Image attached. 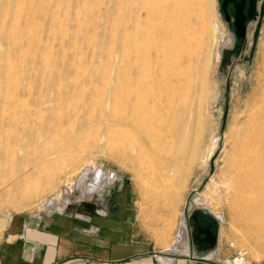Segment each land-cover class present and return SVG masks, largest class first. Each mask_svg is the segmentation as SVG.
<instances>
[{"label":"rangeland","instance_id":"obj_1","mask_svg":"<svg viewBox=\"0 0 264 264\" xmlns=\"http://www.w3.org/2000/svg\"><path fill=\"white\" fill-rule=\"evenodd\" d=\"M182 1L190 6L185 13L186 6L181 8L180 25L186 28L171 41L178 49L169 53L178 50L174 75L188 71L178 76L180 91L168 117L143 124L151 128L148 135L142 127L122 123L121 115L128 107L132 115L138 104H131V96L130 106L125 104L128 97L121 101L124 93L118 91L119 74L136 70L150 87L134 81V72L127 76L128 89L145 95L150 90L149 110L164 106L163 100L150 98L157 91L150 76L160 67L154 63L160 54L149 47H160L156 41L165 36L155 27L144 33L158 23L142 8L148 0H0V147L24 131L12 145L14 157L0 160V253L5 244L15 247L26 230L48 221L58 227L60 218L70 223L71 229L64 227L69 235L86 233L98 227L93 220L101 216L99 210L108 217L115 196L122 195L132 213L155 217L158 227L167 228L173 244L186 245L193 210L206 207L218 217V263L264 260L259 220L264 206L252 209L264 202V192L245 185L259 184L254 160L260 148L251 138L264 139V14L251 22L244 52L234 56L229 53L233 36L217 12V0ZM146 35H151L147 41ZM148 55L156 56L148 57L149 74L140 67ZM182 65L186 68L179 74ZM166 77L158 76L159 82ZM236 166L245 183L237 189ZM216 201L224 204L218 207ZM189 249L192 254L190 240Z\"/></svg>","mask_w":264,"mask_h":264},{"label":"crops","instance_id":"obj_2","mask_svg":"<svg viewBox=\"0 0 264 264\" xmlns=\"http://www.w3.org/2000/svg\"><path fill=\"white\" fill-rule=\"evenodd\" d=\"M88 187L93 188L92 184ZM114 200L110 215L103 217L105 211L99 210L101 216L93 220L98 227L86 233L69 235L64 227L71 229V225L61 218L55 221L58 227H50L48 221L31 232L26 230L15 247L4 245L0 264H220L219 248L200 261L191 254L189 240L186 245L173 244L171 233L158 227L155 217L147 220L142 213H132L122 195ZM160 252L171 257L156 255Z\"/></svg>","mask_w":264,"mask_h":264},{"label":"bare ground","instance_id":"obj_3","mask_svg":"<svg viewBox=\"0 0 264 264\" xmlns=\"http://www.w3.org/2000/svg\"><path fill=\"white\" fill-rule=\"evenodd\" d=\"M131 1H133V0H131ZM146 1V0H145ZM149 2L148 3H145V5H142V8L143 9H145L144 11H146L145 13L147 14V18L149 17L150 18V20L152 19L151 18V16L153 15L154 17H156V19L154 18V19H152V20H157L158 21V23L157 24H155V22H154V24L152 23V25H151V28H142V29H145V31H144V33L147 31V29H152V28H158V29H160V31L163 33V35L165 36L164 38H165V41H164V44H162V42H163V40H164V38H163V40H162V42H157L156 41V43H161V46H163L164 45V47L166 48H161V46L159 47V45H157V44H154V46L155 47H152L151 45V43H153V42H151V41H153V40H151L150 41V43L149 44H151L150 46L151 47H149V49L151 48V49H153V48H155V53L157 54V53H159L160 54V56L162 55V56H164V58H166V56L168 55L169 57H167V60L166 59H164V62H162V63H159V61H158V63L157 62H155V61H157L158 59L157 58H159L158 56H157V60L155 59V57L156 56H150L151 57V61H153L154 59H155V61H154V63H156V65H158V64H160V67H158V70H157V67H156V69H154V67L153 66H151V68L153 67V71L156 73V75H154V74H152L150 77H152L151 79H152V82H153V84H155V85H157V86H155L156 87V89H155V87H154V89L155 90H157L156 92H154L153 91V93H152V95H151V97L150 98H152V99H160V100H163L164 101V106H163V103H160V102H162V101H158L162 106H156V108H155V105L153 106V104H152V109L153 108H155L154 110H149L148 108H146V102H148L147 101V97H149V94L148 93H150V90L146 93V95L144 94V92H142L141 90H139V91H132V87L130 88V89H128V86H130L128 83H126V80L128 79L129 80V77H127V76H131V78L135 75V71H133V73H134V75H133V73H132V70L133 69H131V75H129L128 73L130 72V70L128 69L127 70V72L125 73V75H124V73H122V74H119V76H118V82H120V88H121V90H118V91H120V93H124L123 94V98H122V100L121 101H123L126 97H128L127 98V101H125L124 100V103L125 104H127L128 103V105H129V103L130 102H128V100H129V97L131 98V100H132V103L131 104H133V102H134V104H138V106L137 105H134L135 106V108L133 109V113H131L132 115H130L127 111H129L130 110V108L128 107H126L128 110H123L122 109V111H125L126 112V114H122L123 115V117H122V115H121V118H122V123L124 122V123H126V125L127 124H130V125H132L133 126V128L134 129H137V130H139V127L141 128L142 126H143V124H145V123H147L146 121H148V120H150V119H155V118H157V117H159V118H162V120H163V118L165 117H168V112L172 109V107H175V106H172V103H174L173 102V100L175 101V99H173L175 96H176V94H178V91H180L179 89V85H180V81H178L177 79H179V80H181L178 76H182L180 73H181V71L183 72V69L184 68H186V67H183V65L180 67V72H179V74L180 75H178V74H173V71H174V69H176L175 71H179V62L177 63V56H178V54H177V52H178V50L176 51V53L174 52V54L175 55H177L176 57H174V54H172V53H169V51L171 52V51H174L175 49L174 48H176L177 47V49H178V46H179V44H178V46H176V47H174L173 45V42H171V41H174V40H176V38H175V36L178 38V37H180V31H182L183 30V28H186V27H183V26H185V24L184 23H182L181 25H180V22L182 21L183 22V18H182V9H184L183 8V6L185 7V9H184V11H183V13H185V12H187L188 10H186V9H188V7L190 8V6H188V5H182L183 4V1L182 0H148ZM188 0H186V2H187ZM140 2H142V0H140ZM139 2V3H140ZM185 2V1H184ZM193 2V1H192ZM191 2V3H192ZM188 3H190V0H189V2ZM187 3V4H188ZM138 4V2L137 3H135V7H137L138 8V6H136ZM143 4V3H142ZM186 4V3H185ZM139 5V4H138ZM140 5H141V3H140ZM139 5V6H140ZM190 5V4H189ZM182 8V9H181ZM143 9H141V6L139 7V9L138 10H143ZM133 10V9H132ZM135 10V9H134ZM186 10V11H185ZM131 12H133V11H131ZM135 12H137V11H135ZM138 14H140V13H138ZM145 15V14H144ZM141 16L142 15H140V18H141ZM152 16V17H153ZM134 17H136V19L138 20L139 19V21H140V18H139V16L138 15H136V16H134ZM138 17V18H137ZM145 18H146V15H145ZM146 18V20L145 21H148V19ZM135 19V18H134ZM142 19H144V18H141V20ZM149 20V21H150ZM176 20L178 21V23L176 22ZM144 21V20H143ZM142 21V22H143ZM148 21V22H149ZM153 22V21H152ZM185 22V21H184ZM143 23H145V22H143ZM150 24V23H149ZM145 25V24H144ZM142 26V25H141ZM143 27V26H142ZM146 27V26H145ZM155 28H154V31H156L155 30ZM157 29V30H158ZM153 31V30H152ZM154 31H153V35L155 36V35H158V33L160 32L159 30V32L156 34V32L154 33ZM184 31L185 30H183V34H184ZM143 32V31H142ZM141 32V33H142ZM149 33V32H148ZM147 33V34H148ZM150 33H152V32H150ZM149 33V34H150ZM146 34V33H145ZM161 34V33H160ZM141 35V34H140ZM144 35V34H143ZM182 35V34H181ZM147 37H145V40H146V38L147 39H150V38H148V37H150V36H148V35H146ZM160 36V35H159ZM157 37V38H160L161 39V37L162 36H160V37ZM183 36V35H182ZM186 36V35H185ZM141 37V36H140ZM144 37V36H143ZM152 38V37H151ZM156 38V39H157ZM186 38V37H185ZM143 39V38H142ZM181 39V38H180ZM154 40H155V38H154ZM147 41V40H146ZM149 41V40H148ZM161 41V40H160ZM165 42H166V44H165ZM177 42V41H176ZM183 42V43H182ZM182 42L180 43V42H178V43H180V44H184V41L182 40ZM155 43V42H154ZM137 44V43H136ZM156 45L158 46V50H159V52H157V49H156ZM138 46V45H137ZM172 47H173V50H171L172 49ZM143 49V48H142ZM182 50V49H181ZM147 51H149V50H146V52ZM183 51H185V49L184 50H182L181 52L183 53ZM152 52V51H151ZM151 52H147V54H149V55H156V54H150ZM187 52V51H186ZM144 53V52H143ZM147 54H145V56L147 55ZM179 56L181 57L182 56V54L180 53V51H179ZM149 55L147 56V60H146V58L144 57V56H142V58H143V60H146V61H144V63L145 64H143L142 62V66H140L141 64H139V66L141 67V68H143V69H146V68H144V67H146V66H144V65H146V63H147V68H149V69H147L146 71L147 72H145V70L143 71V69H141L142 70V72H144V73H152L150 70H151V68H150V65L149 64H151V62L149 63ZM166 55V56H165ZM186 55V54H185ZM183 56H184V54H183ZM139 57V56H138ZM149 57V58H148ZM154 57V58H153ZM180 57H178L179 59H180ZM145 58V59H144ZM152 58H153V60H152ZM160 60V59H159ZM188 60V61H187ZM189 60H191V58L190 57H187V59L184 57V62H188L189 64H190V62H189ZM161 61H163V60H161ZM160 61V62H161ZM178 61H180V60H178ZM149 63V64H148ZM153 63V62H152ZM178 64V65H176V66H178V68H175L176 66H175V64ZM180 64H182V62H180ZM183 64H185V63H183ZM189 64H186V65H189ZM149 65V66H148ZM139 66H137V67H135V68H140ZM154 66H155V64H154ZM159 66V65H158ZM185 66V65H184ZM173 67H174V69H173ZM187 67H189V66H187ZM127 69V68H126ZM126 69L124 70V69H121V71L120 72H125L126 71ZM123 70V71H122ZM186 71H188L187 69H185ZM129 71V72H128ZM140 71V70H139ZM174 71V72H175ZM185 71V72H186ZM138 72V71H137ZM153 72V73H154ZM185 72H183V74H184V77H185ZM187 73V72H186ZM127 74V75H126ZM137 74V76L135 75L134 77L135 78H133L134 79V81L136 80V79H140L141 80V76H139L138 77V73H136ZM120 75H122V76H120ZM133 75V76H132ZM141 75V74H140ZM146 75V74H145ZM154 75V76H153ZM161 75H166L167 77V79L166 80H168L167 82L164 80V78H162L164 81H165V84L163 83V84H161V82H164L163 80L161 81V82H159V80H158V76L160 77ZM147 76V75H146ZM122 77V78H121ZM142 77H143V75H142ZM145 77V76H144ZM143 77V78H144ZM149 77V78H150ZM163 77V76H162ZM165 77V76H164ZM177 77V78H176ZM183 77V76H182ZM181 77V78H182ZM183 77V78H184ZM119 78H121L122 79V82L121 81H119ZM147 78H148V76H147ZM145 79V78H144ZM127 80V81H128ZM137 81V80H136ZM142 81V83H145V81H147V80H145L144 82H143V80H141ZM141 81H138L137 83V85H140L139 87H140V89H141V85H142V83H141ZM133 82V81H132ZM131 82V83H132ZM183 82V81H182ZM141 83V84H140ZM133 84V83H132ZM147 85H149L148 84V81H147V83H146ZM134 85V84H133ZM132 85V86H133ZM137 85L135 86V87H133V88H135V89H139V87H137ZM145 84H143V86H144ZM118 86V85H117ZM137 87V88H136ZM147 87H150V85L149 86H147ZM151 87H153V86H151ZM145 88V87H144ZM119 89V88H118ZM135 89H133V90H135ZM142 89H143V87H142ZM146 89H149V88H146ZM154 89H152V90H154ZM127 90H129L128 91V93H126V91ZM130 90H131V92H133V93H131L130 92ZM122 91V92H121ZM130 92V93H129ZM120 93H119V95H120ZM138 95H140V97L138 96ZM184 96V95H183ZM150 100V99H149ZM155 101H157V100H155ZM154 101V102H155ZM149 103V102H148ZM153 103V102H152ZM122 104H123V102H122ZM158 104V103H157ZM159 104V105H160ZM174 105V104H173ZM122 106V105H121ZM124 106V105H123ZM130 106V105H129ZM148 106V105H147ZM177 106V105H176ZM132 107H133V105H132ZM123 108V107H122ZM177 108V107H176ZM175 108V109H176ZM151 109V108H150ZM122 111H120L121 113H122ZM132 112V111H131ZM173 112V111H172ZM120 113V114H121ZM129 114V115H128ZM164 121V120H163ZM43 123V122H42ZM125 125V124H124ZM127 126H129V125H127ZM130 127V126H129ZM30 128V127H29ZM53 128V127H52ZM144 132L143 133H147L148 135L150 134V132H151V128H149V129H147V128H145V129H143V127L141 128ZM140 129V130H141ZM53 130V129H52ZM137 130H135L136 132H137ZM24 133V131H16L15 132V134H14V136L12 137H9V138H7L6 140H4L3 142H2V146L0 147V160H10V159H12V157H14V156H12V157H10L11 155H13V153H14V148L12 147V145H13V143H14V140L16 139V138H20V135H22ZM26 133V132H25ZM142 133V134H143ZM138 134V133H137ZM144 134V135H145ZM260 134H262V133H260ZM44 135V134H43ZM152 135V134H151ZM150 135V136H151ZM253 141H255L256 140V144H257V146H259L258 148H260L259 149V152L260 153H258V155L256 156V158H255V160H254V165H255V168H257V171H258V173H259V178H258V181H259V184L256 186L255 185V182H253V181H251V180H249V181H245V183H244V181H241V177H240V173H242V171H241V169H240V167H238V166H236L237 167V171H236V174H237V178H238V182H235L234 183V185H233V188H235V189H237V188H239L238 186H242V184L244 183L247 187L249 186L250 187V189H255L256 191L257 190H260V191H262L263 190V192H264V139H262V138H259L257 135H255L254 137H252L251 138ZM53 149H54V147H53ZM55 150V149H54ZM47 151V150H46ZM53 154V153H52ZM9 157H10V159H9ZM47 158V157H46ZM1 162V161H0ZM1 164V163H0ZM253 166V165H252ZM251 166V167H252ZM230 168V167H229ZM232 172V171H231ZM232 174V173H231ZM99 175H100V173H98V177H99ZM231 187H232V185H230ZM218 207L220 206V205H223L224 203H222V201H216V203H215ZM263 206H264V202H255L254 203V205H253V208L252 209H254V210H257L258 208H263ZM221 207V206H220ZM224 208V207H223ZM255 214L256 215H254L255 216V219L256 220H258V218L259 217H261V216H259L258 215V213L257 212H255ZM261 214H263V213H261ZM260 214V215H261ZM262 219H259V220H261L260 222L261 223H264V215L261 217ZM183 236H184V232H183V229H181L180 231H179V233H178V238H183ZM180 242H181V240H180ZM166 264H169V262H167Z\"/></svg>","mask_w":264,"mask_h":264},{"label":"water","instance_id":"obj_4","mask_svg":"<svg viewBox=\"0 0 264 264\" xmlns=\"http://www.w3.org/2000/svg\"><path fill=\"white\" fill-rule=\"evenodd\" d=\"M262 0H217L219 16L226 22L234 40L229 51L234 56L242 55L247 45V32L252 21L264 14ZM193 224L189 225L188 240L196 259L207 260L217 247V220L206 207L193 210Z\"/></svg>","mask_w":264,"mask_h":264},{"label":"flooded vegetation","instance_id":"obj_5","mask_svg":"<svg viewBox=\"0 0 264 264\" xmlns=\"http://www.w3.org/2000/svg\"><path fill=\"white\" fill-rule=\"evenodd\" d=\"M101 173V172H100ZM98 174V173H97ZM100 176V175H99ZM98 177V176H97Z\"/></svg>","mask_w":264,"mask_h":264}]
</instances>
